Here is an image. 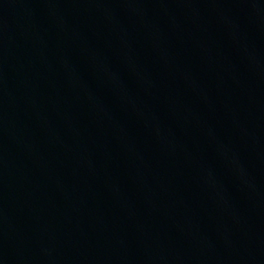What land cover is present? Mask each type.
Listing matches in <instances>:
<instances>
[{
  "label": "water",
  "instance_id": "obj_1",
  "mask_svg": "<svg viewBox=\"0 0 264 264\" xmlns=\"http://www.w3.org/2000/svg\"><path fill=\"white\" fill-rule=\"evenodd\" d=\"M52 264H264V92L170 154Z\"/></svg>",
  "mask_w": 264,
  "mask_h": 264
}]
</instances>
